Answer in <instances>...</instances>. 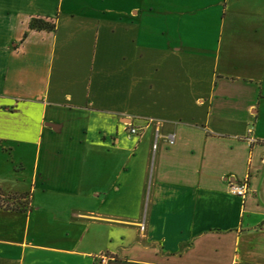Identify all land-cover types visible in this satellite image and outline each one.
<instances>
[{"label": "crops", "instance_id": "crops-1", "mask_svg": "<svg viewBox=\"0 0 264 264\" xmlns=\"http://www.w3.org/2000/svg\"><path fill=\"white\" fill-rule=\"evenodd\" d=\"M0 194V264H264V0H0Z\"/></svg>", "mask_w": 264, "mask_h": 264}, {"label": "built area", "instance_id": "built-area-1", "mask_svg": "<svg viewBox=\"0 0 264 264\" xmlns=\"http://www.w3.org/2000/svg\"><path fill=\"white\" fill-rule=\"evenodd\" d=\"M127 131H128L130 136H133V135H138L141 132V129L130 126V127H128ZM157 138H158V134H157ZM157 147H158L157 142H155V144L153 146L154 150H156ZM229 191L231 194H233V195H235L241 199H245L246 196L249 194V186H248L246 181L239 182V183L238 182L230 183Z\"/></svg>", "mask_w": 264, "mask_h": 264}, {"label": "trees", "instance_id": "trees-1", "mask_svg": "<svg viewBox=\"0 0 264 264\" xmlns=\"http://www.w3.org/2000/svg\"><path fill=\"white\" fill-rule=\"evenodd\" d=\"M30 27H31V29H45V30L53 31L55 29V24L47 25L41 21H33V22H31ZM0 197H1V194H0ZM0 207H3V205H0ZM4 207H8V205H6Z\"/></svg>", "mask_w": 264, "mask_h": 264}, {"label": "rangeland", "instance_id": "rangeland-1", "mask_svg": "<svg viewBox=\"0 0 264 264\" xmlns=\"http://www.w3.org/2000/svg\"><path fill=\"white\" fill-rule=\"evenodd\" d=\"M0 205H3V206L7 205L6 201H4L1 197H0Z\"/></svg>", "mask_w": 264, "mask_h": 264}]
</instances>
